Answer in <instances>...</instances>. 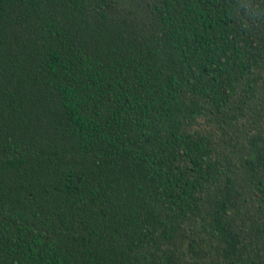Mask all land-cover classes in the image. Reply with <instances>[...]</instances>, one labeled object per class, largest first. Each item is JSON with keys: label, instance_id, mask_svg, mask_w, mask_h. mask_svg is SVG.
<instances>
[{"label": "trees", "instance_id": "1", "mask_svg": "<svg viewBox=\"0 0 264 264\" xmlns=\"http://www.w3.org/2000/svg\"><path fill=\"white\" fill-rule=\"evenodd\" d=\"M0 264H264V0H0Z\"/></svg>", "mask_w": 264, "mask_h": 264}]
</instances>
